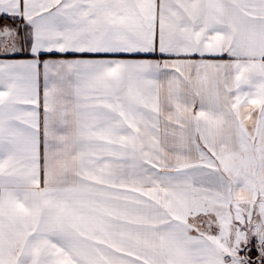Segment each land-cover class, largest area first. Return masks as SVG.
Segmentation results:
<instances>
[{
	"label": "snow or ice",
	"instance_id": "snow-or-ice-1",
	"mask_svg": "<svg viewBox=\"0 0 264 264\" xmlns=\"http://www.w3.org/2000/svg\"><path fill=\"white\" fill-rule=\"evenodd\" d=\"M0 264H264V0H0Z\"/></svg>",
	"mask_w": 264,
	"mask_h": 264
}]
</instances>
